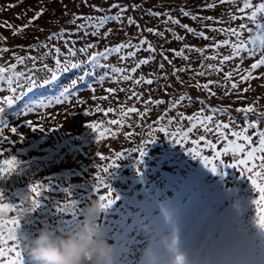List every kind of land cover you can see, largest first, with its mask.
Segmentation results:
<instances>
[{"label":"rangeland","instance_id":"rangeland-1","mask_svg":"<svg viewBox=\"0 0 264 264\" xmlns=\"http://www.w3.org/2000/svg\"><path fill=\"white\" fill-rule=\"evenodd\" d=\"M112 2L115 0H88L91 5H100L104 9V14H111L108 12V4ZM118 2L124 5H138L137 10L128 11L126 16L134 17L142 29L153 28L163 32L164 38L146 30L140 33L134 25L130 26L126 22L122 26L109 23L101 31L99 40L84 36L83 32L77 35L76 27L72 23V13L83 14L85 17L90 15L94 18L101 15L91 7L83 5L81 0H23V3L13 8H8V5L17 4V0H0V24L7 21L19 27L27 24L34 11L43 8L45 13L33 26L19 35H13L14 29L0 27V48L10 49L7 53H0V66L17 64L15 69L6 74L12 77V83L0 81V107L4 109L0 112V122L5 125L0 135V162L12 157L19 162L15 172L0 179V193L4 195L2 203L17 205L15 210L0 215V234H8L11 225L7 222L17 218L21 208L31 207V201L22 202L21 198L28 194L32 195L27 192L29 184L40 182L46 184L50 190L42 191L40 207L36 212L29 213L20 221L19 243L25 252L27 264H31V261L27 256L26 246L41 228L50 229L57 236L78 237L85 206L92 201H99L98 197L107 193V189L102 186L99 191L95 190L97 173L106 176L101 170L115 159L116 152H123L126 156L116 161L117 167L110 170L113 172L106 181L113 191L112 198L118 199L110 209L97 218V226L103 232V239L111 246L113 264H175V256L178 254L184 256L187 264H264V234L253 225L259 206L250 203L251 199H258V194L252 189L248 181L249 173L243 170L244 166L240 165L235 169L223 167L224 164L236 163L240 159L239 156L233 157L229 153L214 159L211 149L202 143L191 142L198 140L201 135H208L209 140L215 141L212 135L204 133L203 130L194 131L182 144H175L170 141L171 136L164 137V134L160 133L154 142L146 146L142 158L137 160L138 153L132 152L142 139H147L148 126L162 116L170 104L181 95L190 96L192 102L185 100L179 107L168 112V117H176L178 113L193 115L202 107L196 102L199 100L204 101L205 115H212L207 111L209 107L218 109L214 120L232 123L233 129L239 131L245 124V114L237 112L236 109L252 106L254 113L247 114L248 120L258 122L256 132L264 131L262 115L264 79H250L248 84H240V89L250 87L243 96L231 90V81L226 83L224 79V74L234 71L236 65H239L240 71L243 72L259 59L264 28H257L256 23L264 25V13H257L255 23L247 17L256 10L255 5L264 4V0H250L253 7L245 9L244 12L239 11L244 0H230L223 4L220 0H118ZM207 4L214 7L206 8ZM64 5H67V9ZM181 9L188 11L190 15L183 16ZM149 10L170 12L180 24H165L163 16L157 18L147 15ZM18 15L22 18L17 19ZM192 15L213 19L194 21ZM241 24L246 25L245 29L239 28ZM183 25L193 28L197 35L187 33ZM229 27L241 32L239 39L245 42L246 48L255 49V55L242 52L240 53V56L244 57L242 61L237 57L223 65L222 72H211L207 76H197L195 72L206 70L200 67L202 64L217 65L218 61L205 60L203 57L230 55L229 47H221L214 51L209 48L203 56L196 51H185V55L189 56L187 61L182 56H173L172 49L179 51L184 49L185 45L204 49L205 46L225 39L232 43L237 42L235 37L228 34L208 30ZM61 29L69 33L66 39L70 40L77 50L88 43L96 45L91 51H99L128 41L138 44L140 39L146 38L156 48L155 59L152 62L156 65L161 58L166 71L154 73L149 64L143 65L134 76L151 78L154 83L136 85L131 81L113 82L116 77L98 83L100 76L104 75V70L92 69L94 75L88 77L86 83L85 75L80 76L77 96L70 104L53 102L49 107L36 108L34 106L41 102L48 104L49 101H54L62 87L69 86L71 80L78 79L77 76H70L62 80L56 88L58 91L56 93L42 96L35 94L24 101L20 100L28 92L30 84L26 75L18 76L17 73L27 74L28 77L34 75L36 81L42 84L50 79V70L55 68L52 49L54 47L61 49L62 61L67 56V45L64 41L47 39L49 35L58 33ZM108 29L112 30L111 34L107 39H103V34ZM200 32H204L212 39L200 38L198 35ZM177 35L183 39H175ZM248 41L253 42L247 43ZM161 51L164 54L166 52L165 55L172 61L171 64L161 57ZM151 55L152 53L146 50H140L135 58L122 63L117 54H112L107 63L112 67L130 69L138 60ZM14 57L23 58V63H17ZM29 57L36 58L34 72V61ZM84 60L85 56L78 52L72 62ZM179 68H191L194 71L178 72L174 75L173 70ZM165 73L167 76L162 78ZM253 76H264V66L256 69ZM233 78L239 79L238 75H234ZM209 80L218 81L221 85L227 84L232 94L225 95L224 88L214 84L212 90L216 95L211 97L207 91L196 87L197 83L202 85ZM107 88L117 89V92L111 95L104 91ZM120 88L135 89L140 94L141 101L129 100L130 92H121ZM6 96L17 97L11 107L4 101ZM93 96L97 99L94 100ZM100 96H109V99L102 101L98 99ZM77 98L82 103H76ZM149 99L164 100L165 103L146 106L143 101ZM97 105L104 109L109 107L117 109V112L104 116L102 112L95 110ZM30 106L32 111H25ZM132 106L141 112L147 110V117L141 121L135 114L127 119L119 115L121 107ZM90 110L91 114L85 115V112ZM112 118L123 119V126L108 125L107 121ZM27 121L32 122L35 131L26 126ZM89 123L98 124L95 133L87 127ZM187 126L188 122L183 121L180 125H173L170 131ZM11 128H16L18 132L12 133ZM40 128L44 131L41 132ZM105 128L111 131L105 132ZM113 132L116 135H113ZM129 132L133 135L126 138L125 134ZM248 134L254 135L251 129ZM254 139L258 143L255 136ZM215 143L217 150L223 149L222 142ZM188 148L199 152L201 157H207L211 161L209 167L216 165L217 174L210 172L199 158L194 159L188 154L186 152ZM101 155L107 159L102 160ZM256 165H259L258 159ZM219 170L223 173L221 174ZM256 171L264 170L257 167ZM255 178L257 183L264 185V176ZM63 189L68 190L70 197ZM72 200L76 202L80 215L73 218L71 208L64 213L57 212L59 206L71 205ZM72 225V230L62 232L64 228ZM221 239L234 240L233 251H213L214 246L210 243ZM174 240L175 245L172 243Z\"/></svg>","mask_w":264,"mask_h":264},{"label":"snow or ice","instance_id":"snow-or-ice-1","mask_svg":"<svg viewBox=\"0 0 264 264\" xmlns=\"http://www.w3.org/2000/svg\"><path fill=\"white\" fill-rule=\"evenodd\" d=\"M230 0H220V3H228ZM20 3H23V0H17V4H9L8 8L17 7ZM81 3L85 6L91 7L93 11L100 13L101 15L98 18H94L93 16H87L85 17L83 14L79 13H72V23L76 27V33L79 34L83 32L84 36H91L95 37L97 40L101 39V31L106 28V26L109 23H116L118 25H123L125 22L130 26H135L140 33H143V31H147L149 33H152L153 35L160 36L161 38H164V33L158 31L157 29L153 28H147L142 29L139 25V23L135 20L134 17L126 16V13L130 10L135 11L138 9V5H124L118 2V0H115V2L108 4V12L111 14H104V9L100 5H91L88 3V0H81ZM206 8H213L214 5L207 4L205 5ZM253 5L251 4L250 0H244L243 6L239 9L240 12H244L245 9L251 8ZM64 8L67 9V5H64ZM255 11L252 12V14L247 17L249 20L256 22V16L258 12L264 13V4H257L255 5ZM181 13L183 16L187 17L190 15V13L184 9H181ZM44 9L41 8L39 10L34 11V15L28 19L27 24L21 25L19 27H15L14 25L10 24L9 22H4V24H0V27H4L7 29H14L13 35H19L22 34L28 27L33 26L36 21H38L43 15H44ZM147 15H152L154 17H164V23L165 24H175L179 25L180 21L178 19H174L170 12L167 13H161V12H155L149 10ZM26 15V12H25ZM22 18L21 16H17V19ZM192 20H200V19H207L212 20V17L202 18L198 17L196 15L191 16ZM235 19V17H233ZM246 25L241 24L239 26L240 29H245ZM257 28H264V25H260L256 23ZM184 30L193 35H197L195 30L188 25H183ZM209 31H215L220 33L228 34L232 37H235L237 39V42L232 43L230 40L225 39L223 41L214 42L210 46H205L204 49L195 48L191 45H185L184 49L176 50L172 49L173 56L175 57H183L184 60H188L189 56L185 55V51H196L197 53L201 54L203 56V53L208 51L209 48H211L213 51L216 49H219L221 47H229L231 49L230 55H224L222 57H218L217 55H211V56H204L203 58L205 60L211 59V60H217V65H211L202 64L200 67L206 69L205 71H196L195 75L197 76H207L211 72L220 73L223 70V65H225L228 61L233 60L237 57H240L241 61L243 60V56H240V53L246 52L251 55L256 54L255 49H248L245 47V42L241 41L239 38L241 36V32L238 31L236 28H209ZM111 29H108L103 34V39H107L108 36L111 34ZM171 31V30H168ZM69 33L61 29L58 33L51 34L47 37L48 40L52 39H59L66 43V52L67 56L63 59V61L60 59L62 53L61 49L59 47H54L52 49V55L55 56V68L50 70V79L46 80L44 83L40 84L36 81L35 76L32 75L31 77H28L27 74L24 73H17V75H26V78L29 79L30 86L28 87V92L32 91L34 87H46L48 84H54L60 80V78L67 73H71L76 70L83 69V73L87 74L89 77H92L93 71L92 69H102L104 70V75L100 76L98 83L104 82L105 80L112 79L113 77H116V79L113 82L119 83L121 80L123 81H131L132 83L136 85L148 84L151 85L154 83L153 79L151 78H144L143 76L136 78L134 74L137 72L138 69H140L143 65H148L152 62V60L155 59L156 54V48L153 47L151 43L147 41L146 38H142L139 40L138 44H133L131 41L120 43L115 46H108L104 48L103 50L99 51H91L96 47L94 43H88L85 46L81 47L80 49H76L74 44L67 40ZM200 38L209 40L212 39L205 35L204 32L198 33ZM175 39L182 40L183 37L175 36ZM253 41H248L247 43H252ZM44 47H47V45H43ZM261 52L260 57L257 59L254 63L251 64L249 69L244 70L243 72L240 71V66L236 65L234 71H229L224 74L225 81H231L230 88L231 90L238 93V95L243 96L244 93L248 92L250 90V87H245L243 89H240V84H248L250 79H264V76L256 77L253 76V73L256 69L264 66V39H261ZM128 49H131V51H127ZM31 51V49H29ZM140 50H146L149 53H152L150 57H145L143 59L138 60L135 63L134 67L126 68V67H111L108 65L107 61L109 60L110 56L112 54H117L119 57V60L124 63L129 59L135 58L136 54ZM10 49L7 47L0 48V53H7ZM78 52L80 54H83L85 56V60L83 62L77 63L72 62V59H74ZM123 52V54H121ZM90 53V54H89ZM45 55H48V53H45ZM161 57L168 61L169 64L172 63V61L169 59L167 55L164 54L163 51L160 52ZM72 59H70V58ZM16 59L17 63L22 64L23 58L21 57H14ZM29 59H32L34 61L33 65V72L35 71V57H29ZM17 67L16 63H9L6 66H0V81H7L9 84L12 83V77L7 76L6 74L11 72L13 69ZM45 69H47V65L44 66ZM164 65L160 64L159 68L163 70ZM184 71H194L191 68H179L174 69L173 74L175 75L178 72H184ZM234 75H238L239 79H234ZM167 74H164L165 78ZM81 82V79L78 78L77 80H71L69 83V86H64L61 88L60 93L58 96L54 98V101H49L48 104H44L41 102L40 104L35 105L34 107H49L54 102L56 104H70L71 101L76 98L77 96V84ZM183 83V81H181ZM216 85L217 87H223L224 88V94L225 95H231L232 92L228 90V85H221L218 81H207L204 84H196L197 88H202L203 90L207 91L208 95L211 97H214L216 93L212 90V86ZM167 87V85H165ZM94 91V89H91ZM104 91L111 95H115L117 92V89L114 88H107ZM119 91H129L130 95L128 96L129 100H137L141 101V96L139 93L135 91V89H124L120 88ZM14 99H17V97H4V101L8 104L9 107L12 106ZM93 99H97V97L93 96ZM99 100H107L109 99V96H100L98 97ZM185 100H187L189 103L192 102V98L190 96H179L176 100H174L169 108L165 111V113L162 114V116L158 117L156 121H154L151 125L148 126L147 129V139H142L139 142V146L132 150V152L138 153V158H142L145 155V149L146 146L152 142H154L157 139V135L160 133L164 134V137L171 136L172 139L171 142L175 144H182L184 141H187L191 134L194 131L197 130H203L204 133L210 134L215 138V141H220L223 143L224 147L222 150H217L216 143L214 140H209L208 135H201L198 140H192L191 142L194 144H204L207 148L211 149L214 153V159H219V157L223 155H228L231 153L233 157L239 156L240 159L236 163H228L224 164L223 167L226 168H232L235 169L236 167L242 165L244 166L243 170H246L249 173L248 181L251 184L252 189L255 190V192L258 194V199L253 198L251 199L250 203L252 205H258V210L256 213V218L253 222L254 227L259 230L261 234H264V185L257 183V179L255 177L264 176V171H256V168L259 167L261 170H264V131L256 132V128L258 127V122L255 120L249 121L248 115L249 113H254V108L252 106L244 107V108H238L236 109L239 113H244V119L245 124L240 128L239 131L234 130L232 123H226L219 120H214V116L218 112V109H214L209 107L207 111H210L212 115H205V109L203 107L204 101L197 100V103H200L202 105L201 109L194 113L193 115H185L184 113H178L176 117H168V112L172 111L173 109L179 107ZM76 103H82L81 100L78 98L76 99ZM143 103L147 106L149 104H164V100H147L143 101ZM97 112H102L104 116H108L110 113H116L117 109L114 108H101L100 106H96L95 109ZM4 109L0 107V112H3ZM25 111H32V106L28 107ZM91 110L89 112H85V115H90ZM132 114H135L137 118L141 119L143 121L147 115L148 112L145 110L144 112H141L136 107H121L119 109V115L123 117L124 119H127ZM264 115V114H262ZM183 121L188 122L187 128L177 127L174 130L170 131V128L173 125H180L183 123ZM108 125H115L117 127L123 126V119H117L112 118L107 121ZM156 125H161L160 127H156ZM26 126L31 128L33 131L36 129L33 127V124L31 121L26 122ZM5 125L0 122V135H2L4 131ZM89 129H91L94 133L97 131L98 124L97 123H89L87 125ZM253 131L254 135H249V130ZM41 132L44 131L43 128L39 129ZM105 132L111 131V129L105 128ZM11 132L16 134L18 130L16 128H11ZM113 135H116L115 132L112 133ZM103 135V133H101ZM126 138H130L133 133H126ZM254 136L258 138V143L254 139ZM179 137V139H177ZM22 139V137H20ZM186 152L190 154L194 159L199 158L201 163L209 169L210 172L213 174H217L218 167L216 165H212L209 167V164L211 161L207 159V157H201L199 152H196L194 149L188 148L186 149ZM259 154V155H257ZM98 155H100L98 153ZM130 155V154H129ZM126 156L123 152H116L115 153V159L108 163L101 171L106 174V176L100 175V172L97 173L95 179L97 181L96 184V191H99L101 186L107 189L106 195H100L98 197V200L100 202V207L103 212H106L108 209H110L114 204L116 199L118 197H113V191L109 184L106 182L107 177L113 172L110 170H115L117 167L116 161L122 160ZM100 158L107 159L103 155L100 156ZM259 160V165H256V160ZM19 166V162L14 158L5 159L2 162H0V179H4L7 177V175L15 172ZM222 174L223 171L219 170ZM50 189L46 184H42L40 182H36L35 184H29L27 192L31 193L26 196H23L21 198L22 202L31 201V207H23L20 209V212L18 214L17 218L10 219L7 224L11 225V227L8 229V234L3 235L0 234V264H27L26 255L25 252L22 249L21 244L19 243L20 240V234H19V228H20V221L21 219L25 218L29 213H34L36 210L40 207V198L42 197V191L48 192ZM63 192L65 194H68L67 189H63ZM70 197V196H69ZM4 200V195L0 193V212L7 210V211H13L17 208V205L15 204H9V203H2ZM106 201V202H105ZM71 208L73 212V218H75L80 213L77 212V205L76 202L72 200L71 205H63L59 206L57 208V212H67ZM73 229V225L69 226L67 228H64L62 232H67ZM173 245L176 244V241L174 240ZM210 245H213V251H233L235 246V241L232 239H221L219 241H212ZM175 264H187L186 259L183 255H176L175 256Z\"/></svg>","mask_w":264,"mask_h":264},{"label":"clouds","instance_id":"clouds-1","mask_svg":"<svg viewBox=\"0 0 264 264\" xmlns=\"http://www.w3.org/2000/svg\"><path fill=\"white\" fill-rule=\"evenodd\" d=\"M102 213L99 201L86 205L78 237L57 236L41 228L26 246L31 264H113L111 246L97 226Z\"/></svg>","mask_w":264,"mask_h":264},{"label":"trees","instance_id":"trees-1","mask_svg":"<svg viewBox=\"0 0 264 264\" xmlns=\"http://www.w3.org/2000/svg\"><path fill=\"white\" fill-rule=\"evenodd\" d=\"M165 54H166V52H165ZM77 63H80V61H77ZM160 64H163V62H162V60H161V58H160V60H159V62H157V64L155 65L153 62H151V63H149V65L151 66V68H152V70H153V72L154 73H163L164 71H166V68H165V66L163 67V70H161L160 68H159V65ZM108 65H110L111 67H112V65L111 64H109L108 63ZM164 65V64H163ZM157 66V67H156ZM83 69H80V70H76V71H73V72H71V73H67V74H64L61 78H60V80L58 81V82H56V83H54V84H48L46 87H39V86H36V87H34V89L32 90V91H30V92H27L25 95H23L22 97H21V99L20 100H26L27 98H31L33 95H37V96H42V95H47L48 93H56V92H58L57 90H56V88L61 84L60 82L62 81V80H64V79H67V78H69L70 76H72V77H75V76H77V78H81V77H83L84 75V78H85V82L84 83H86L88 80H89V76L87 75V74H84L83 76H81L82 75V73H83ZM70 74V75H69ZM81 76V77H80ZM233 117H234V115H232ZM236 116H238V115H236ZM240 117H242V115L240 116ZM240 117H238V118H240Z\"/></svg>","mask_w":264,"mask_h":264},{"label":"water","instance_id":"water-1","mask_svg":"<svg viewBox=\"0 0 264 264\" xmlns=\"http://www.w3.org/2000/svg\"><path fill=\"white\" fill-rule=\"evenodd\" d=\"M8 212H10V211L4 210V211L0 212V215H1V214L8 213Z\"/></svg>","mask_w":264,"mask_h":264},{"label":"bare ground","instance_id":"bare-ground-1","mask_svg":"<svg viewBox=\"0 0 264 264\" xmlns=\"http://www.w3.org/2000/svg\"><path fill=\"white\" fill-rule=\"evenodd\" d=\"M125 35V34H124ZM133 38H135V37H133ZM135 40V39H134ZM134 44V43H133ZM227 83V82H226ZM256 91H258V90H256ZM258 99V98H257ZM185 107V106H184ZM233 109H235V108H233ZM222 113V112H221ZM209 138V137H208ZM258 139V138H257ZM191 169H192V167H190ZM202 169V168H201ZM172 212V211H171Z\"/></svg>","mask_w":264,"mask_h":264}]
</instances>
